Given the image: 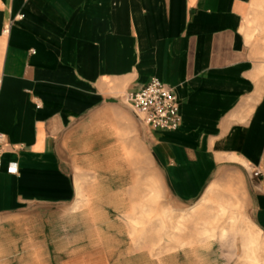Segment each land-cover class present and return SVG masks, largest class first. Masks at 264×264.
I'll return each instance as SVG.
<instances>
[{
	"label": "crops",
	"instance_id": "1",
	"mask_svg": "<svg viewBox=\"0 0 264 264\" xmlns=\"http://www.w3.org/2000/svg\"><path fill=\"white\" fill-rule=\"evenodd\" d=\"M253 3L0 0V132L11 144L0 218L73 202V161L99 158L123 95L157 77L182 117L148 134L171 196L189 203L218 175L241 173L264 233V87L246 35ZM65 255L57 264H117L101 246Z\"/></svg>",
	"mask_w": 264,
	"mask_h": 264
},
{
	"label": "rangeland",
	"instance_id": "2",
	"mask_svg": "<svg viewBox=\"0 0 264 264\" xmlns=\"http://www.w3.org/2000/svg\"><path fill=\"white\" fill-rule=\"evenodd\" d=\"M246 24L264 87V0H254ZM125 95L121 121L95 147L99 158L73 161V202L0 218V264H57L68 249L94 246L117 264H264V233L253 223L243 174L222 173L202 198L177 202L151 155L149 128Z\"/></svg>",
	"mask_w": 264,
	"mask_h": 264
},
{
	"label": "built area",
	"instance_id": "3",
	"mask_svg": "<svg viewBox=\"0 0 264 264\" xmlns=\"http://www.w3.org/2000/svg\"><path fill=\"white\" fill-rule=\"evenodd\" d=\"M125 97L133 112L150 129L175 130L182 123L176 92L157 77L141 88L127 92ZM9 147L11 144L6 135L0 132V165L4 151Z\"/></svg>",
	"mask_w": 264,
	"mask_h": 264
}]
</instances>
